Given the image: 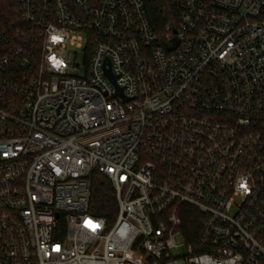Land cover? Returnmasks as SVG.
Segmentation results:
<instances>
[{
	"label": "built area",
	"instance_id": "obj_1",
	"mask_svg": "<svg viewBox=\"0 0 264 264\" xmlns=\"http://www.w3.org/2000/svg\"><path fill=\"white\" fill-rule=\"evenodd\" d=\"M0 264H264V0H0Z\"/></svg>",
	"mask_w": 264,
	"mask_h": 264
},
{
	"label": "trees",
	"instance_id": "obj_2",
	"mask_svg": "<svg viewBox=\"0 0 264 264\" xmlns=\"http://www.w3.org/2000/svg\"><path fill=\"white\" fill-rule=\"evenodd\" d=\"M6 2V1H5ZM92 211L95 215L106 217L109 222L115 220L117 199L114 187L107 176L95 171L92 177ZM184 235L189 242L194 243L199 237L203 226L201 213L195 208L183 206Z\"/></svg>",
	"mask_w": 264,
	"mask_h": 264
},
{
	"label": "rangeland",
	"instance_id": "obj_3",
	"mask_svg": "<svg viewBox=\"0 0 264 264\" xmlns=\"http://www.w3.org/2000/svg\"><path fill=\"white\" fill-rule=\"evenodd\" d=\"M67 57H68L69 63H72L74 61L73 52H69ZM76 61H77V63H82V54L79 51H78V55L76 57ZM70 72L73 73V74H77L78 73V71H76V70H70ZM177 241H179V243H180L182 241V239L178 236L177 237ZM180 250L183 251V249H180Z\"/></svg>",
	"mask_w": 264,
	"mask_h": 264
},
{
	"label": "water",
	"instance_id": "obj_4",
	"mask_svg": "<svg viewBox=\"0 0 264 264\" xmlns=\"http://www.w3.org/2000/svg\"><path fill=\"white\" fill-rule=\"evenodd\" d=\"M106 74L112 79V81L114 82V84H116L115 77H114V75H113V73H112V71L110 69H106ZM119 92L120 93L122 92V89L121 88H119Z\"/></svg>",
	"mask_w": 264,
	"mask_h": 264
}]
</instances>
